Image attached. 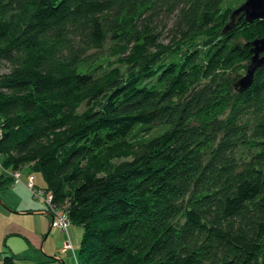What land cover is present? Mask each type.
Here are the masks:
<instances>
[{
  "label": "trees",
  "instance_id": "trees-1",
  "mask_svg": "<svg viewBox=\"0 0 264 264\" xmlns=\"http://www.w3.org/2000/svg\"><path fill=\"white\" fill-rule=\"evenodd\" d=\"M222 1L169 7L186 6L178 26L198 34ZM163 2L0 0L1 165L39 172L52 206L82 227L76 264H264V67L246 92L233 88L241 77L232 83L239 101L247 98L242 109L216 81L191 90L198 72L189 62L157 66L147 58L158 45ZM254 23L263 27L254 39L225 40L215 57L247 67L248 44L264 37V21L240 15L226 34ZM109 37L115 54L140 64L105 87L91 73L98 64L83 66L81 57ZM242 110L254 112L255 127L241 123ZM154 124L167 129L141 141L132 160L107 164L108 149ZM247 137L259 150L245 161L238 148ZM11 184L0 175V190Z\"/></svg>",
  "mask_w": 264,
  "mask_h": 264
},
{
  "label": "rangeland",
  "instance_id": "rangeland-1",
  "mask_svg": "<svg viewBox=\"0 0 264 264\" xmlns=\"http://www.w3.org/2000/svg\"><path fill=\"white\" fill-rule=\"evenodd\" d=\"M163 1L164 7L161 14L154 21L159 34L158 45L149 52L147 58L151 61L157 60V66L189 62L190 67L198 72L196 83L190 87L191 90L216 81L217 85L214 87L225 85L231 89L230 106L242 109L247 98L239 101L241 97L236 95L232 83L245 75L247 69L245 62L231 60L229 57L219 59L215 57V53L227 43L225 40L231 41L232 45L234 38L233 44L237 43L241 46L247 42L248 38L254 39L263 30L262 25L254 23L247 30L241 27L233 30L229 40L226 39L227 33L221 37L222 22L229 21V15L245 0H223L213 14L212 25L199 30L198 34L182 30L178 26L182 18L180 12L185 8L187 10L186 6H182L180 2L176 7L171 8L169 6L176 0ZM117 46L118 43L113 42L109 37L104 45L86 50L81 57L83 66L98 64L97 69L91 73L95 74L96 81H103L102 84L105 87L114 81L124 80L130 73L137 72V66L140 64L139 59L131 57L128 53L115 54L113 48ZM189 58L194 60L191 62ZM212 61H215L216 69L207 72V64ZM89 70L90 67H87L83 71L90 73ZM151 83L155 84L156 79ZM251 100L255 99L252 97ZM83 110L84 106L79 109V112ZM241 112H243L241 123L247 128L255 127L257 117L254 112L245 113L246 111L243 110ZM166 129L163 124L151 125L147 130L135 128L124 143L117 144L106 151L107 164L114 168L122 162L132 160V155L141 141L159 135ZM258 150L253 139L247 137L246 145L238 148V158L241 157L247 161L250 155ZM8 169L12 171L11 168ZM20 174L22 183L11 184L7 189L0 190V260L4 255H13L15 264H76L82 227L70 224L67 233H63L59 228L51 227L48 207L42 199L33 197L25 187L27 177L30 176L35 187L44 190L45 184L41 174L28 166L21 168ZM65 244L69 246L66 251L63 250Z\"/></svg>",
  "mask_w": 264,
  "mask_h": 264
},
{
  "label": "water",
  "instance_id": "water-1",
  "mask_svg": "<svg viewBox=\"0 0 264 264\" xmlns=\"http://www.w3.org/2000/svg\"><path fill=\"white\" fill-rule=\"evenodd\" d=\"M240 15L248 23L256 20L264 21V0H245L239 8L231 13L229 23L222 31L223 34L233 28L236 18ZM248 45L251 47L250 62L247 65L245 75L233 85L234 90L239 94L246 92L252 86L256 71L264 67V37L255 39Z\"/></svg>",
  "mask_w": 264,
  "mask_h": 264
},
{
  "label": "built area",
  "instance_id": "built-area-1",
  "mask_svg": "<svg viewBox=\"0 0 264 264\" xmlns=\"http://www.w3.org/2000/svg\"><path fill=\"white\" fill-rule=\"evenodd\" d=\"M0 171L4 176H7L12 179V184L21 183L20 170L10 171L8 168L2 167L1 156H0ZM25 187L32 194L33 197L42 199V201L48 207L49 215L51 216V227L59 228L63 233H67V229L70 225L68 216L63 209H56L55 207L52 206L51 194L47 193L45 190H40L36 188L33 183V179L30 176L27 177V182L25 184ZM68 248H69L68 244H65L63 250L66 251ZM0 264L2 263L0 262Z\"/></svg>",
  "mask_w": 264,
  "mask_h": 264
},
{
  "label": "crops",
  "instance_id": "crops-1",
  "mask_svg": "<svg viewBox=\"0 0 264 264\" xmlns=\"http://www.w3.org/2000/svg\"><path fill=\"white\" fill-rule=\"evenodd\" d=\"M21 183H22V181H21ZM26 184V183H25ZM51 217V216H50ZM0 262H1V260H0Z\"/></svg>",
  "mask_w": 264,
  "mask_h": 264
}]
</instances>
